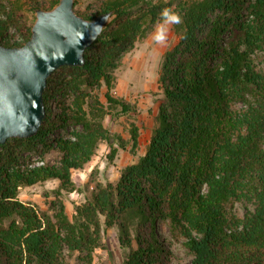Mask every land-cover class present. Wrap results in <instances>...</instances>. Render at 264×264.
<instances>
[{"label":"trees","instance_id":"trees-1","mask_svg":"<svg viewBox=\"0 0 264 264\" xmlns=\"http://www.w3.org/2000/svg\"><path fill=\"white\" fill-rule=\"evenodd\" d=\"M58 1L0 0V45L26 43V12ZM166 10L179 17L172 25L178 41L162 56L161 100L145 154L115 183L96 182L69 218L62 196L75 190L72 172L84 169L99 144L108 145L110 162L118 150L138 149L134 123L123 139L103 121L135 114L136 105L113 96L114 72L165 22ZM76 13L111 18L81 67H60L47 79L37 133L0 145V264H68L66 253L92 264L113 227L122 264H174L160 222L181 240L186 264H264V73L255 64L264 53V0H96ZM59 131L65 135L54 136ZM27 153L58 160L37 165ZM48 181L58 185L47 211L18 200L21 188Z\"/></svg>","mask_w":264,"mask_h":264},{"label":"rangeland","instance_id":"rangeland-1","mask_svg":"<svg viewBox=\"0 0 264 264\" xmlns=\"http://www.w3.org/2000/svg\"><path fill=\"white\" fill-rule=\"evenodd\" d=\"M95 1L80 0L74 11L83 12L87 7L92 10ZM26 16L32 24L35 19L34 13L26 12ZM161 25L165 28L162 43L156 39L157 29ZM172 25L173 22L156 25L146 38L135 43L134 48L123 57L119 68L114 72L113 96L136 105V112L118 118L107 115L103 124L111 134H117L123 139H128L129 125L134 123L139 129L141 148L145 146L146 137L155 126V116L161 100L160 93L157 90V78L163 53L174 47L178 41ZM9 34L12 37L14 36L15 39L19 38V35L13 29L9 30ZM255 61L257 68L264 73V53L256 54ZM104 91L105 88L102 87L99 93L100 101L105 105ZM49 105L55 107L54 102H50ZM58 135H65V132L59 131L54 134L56 137ZM138 150H140V146ZM108 153V145L105 142L100 143L95 155L99 159L93 158L84 169L72 172L75 190L62 196L65 208L70 216L74 214V207L81 205L90 196L96 182L102 184L115 183L122 168L139 160L136 154L131 155L128 150H118L110 162ZM24 157L33 164L41 160L34 153H27ZM57 160V154L52 153L47 154L42 161L43 163L53 164L57 163ZM57 185V182L48 181L25 189L23 187L20 189L18 197L21 198L22 202L33 205L39 211H47L48 203L54 199L53 190ZM236 208L241 215L243 213L241 206L237 205ZM157 229L159 235L170 248L171 261L174 264H186L190 260V256L182 246L181 240L173 238L166 223H158ZM118 239V229L116 227L106 229L102 234L101 247L94 253L92 264H122L125 250L120 246ZM66 260L68 264H81L75 254L66 253Z\"/></svg>","mask_w":264,"mask_h":264},{"label":"water","instance_id":"water-1","mask_svg":"<svg viewBox=\"0 0 264 264\" xmlns=\"http://www.w3.org/2000/svg\"><path fill=\"white\" fill-rule=\"evenodd\" d=\"M75 0L36 10L30 39L20 47L0 45V145L34 136L45 117L43 91L60 67H81L84 52L110 21H89L74 11Z\"/></svg>","mask_w":264,"mask_h":264},{"label":"clouds","instance_id":"clouds-1","mask_svg":"<svg viewBox=\"0 0 264 264\" xmlns=\"http://www.w3.org/2000/svg\"><path fill=\"white\" fill-rule=\"evenodd\" d=\"M165 16V24H167L168 22H173V23H179V17L169 14V12L166 10L164 13ZM164 32H165V28L163 25H161L158 29H157V36L156 39L158 42H163L164 40Z\"/></svg>","mask_w":264,"mask_h":264},{"label":"crops","instance_id":"crops-1","mask_svg":"<svg viewBox=\"0 0 264 264\" xmlns=\"http://www.w3.org/2000/svg\"><path fill=\"white\" fill-rule=\"evenodd\" d=\"M150 135H151V133L150 134H148V136L146 137V143H145V146H143L142 148H141V144L139 143V138H138V143H139V146H140V150H138L137 149V151H136V157H138V159L140 158V157H142L144 154H145V151H146V148H147V145H148V141H149V138H150ZM138 146V147H139ZM94 159H99V157H97V156H94L93 157ZM92 158V159H93ZM25 188H28V187H24L23 189H25ZM20 191V190H19ZM18 200L19 201H21L22 202V200H21V198H19L18 197ZM24 203V202H23ZM65 212H66V214H67V216L69 217V218H71L72 216H70L68 213H67V209L65 208ZM74 213V212H73Z\"/></svg>","mask_w":264,"mask_h":264},{"label":"built area","instance_id":"built-area-1","mask_svg":"<svg viewBox=\"0 0 264 264\" xmlns=\"http://www.w3.org/2000/svg\"><path fill=\"white\" fill-rule=\"evenodd\" d=\"M36 164H37V165H42L43 163H42V162H37Z\"/></svg>","mask_w":264,"mask_h":264}]
</instances>
